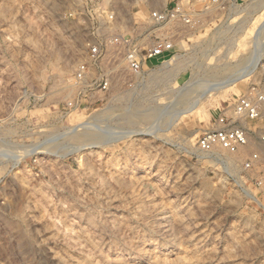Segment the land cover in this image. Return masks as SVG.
I'll use <instances>...</instances> for the list:
<instances>
[{"label":"rangeland","instance_id":"rangeland-1","mask_svg":"<svg viewBox=\"0 0 264 264\" xmlns=\"http://www.w3.org/2000/svg\"><path fill=\"white\" fill-rule=\"evenodd\" d=\"M172 1L0 0V264H264V154L245 172L198 147L247 89L254 33L264 54V0L181 25L175 60L133 71L122 27Z\"/></svg>","mask_w":264,"mask_h":264},{"label":"built area","instance_id":"built-area-1","mask_svg":"<svg viewBox=\"0 0 264 264\" xmlns=\"http://www.w3.org/2000/svg\"><path fill=\"white\" fill-rule=\"evenodd\" d=\"M201 4V15L195 9V2ZM247 1V0H245ZM253 3V1H252ZM242 0H173L171 5L153 7L134 25L136 35L122 27L119 41L124 46V58L130 69L140 72L154 62V67L163 65L176 58L178 53L179 28L181 25L194 27L200 24L201 16L224 12L229 18L238 12ZM113 19V16H110ZM236 16H234L235 19ZM222 22L223 26L233 27ZM231 22V21H228ZM224 31V30H223ZM251 48L248 55L235 70L244 80H248L247 89L229 106L221 109L212 126L199 137L198 147L203 154L226 163L224 155H247L243 161V171L249 172L256 168L264 154V54L260 51V39L256 33L250 36ZM188 40H191L188 38ZM224 38L221 42L231 41ZM101 47L92 48V57L98 61ZM85 66L81 67V74ZM109 72V71H108ZM99 85L110 88L109 73ZM79 73V74H80ZM262 79L257 82L256 75ZM264 197V177L254 181Z\"/></svg>","mask_w":264,"mask_h":264},{"label":"bare ground","instance_id":"bare-ground-1","mask_svg":"<svg viewBox=\"0 0 264 264\" xmlns=\"http://www.w3.org/2000/svg\"><path fill=\"white\" fill-rule=\"evenodd\" d=\"M175 60V59H174ZM178 60H179V58H178ZM177 63V62H176ZM175 64V63H174ZM175 67V66H174ZM161 70V69H160ZM230 80V79H229ZM224 80V81H207L206 83H209L208 84V88L209 89H218V88H221V87H224V86H228V85H230V84H232L233 82H235V80L233 79L232 81L230 80ZM195 81V80H194ZM200 81L201 80H199V79H197L196 81H195V83H200ZM184 111V110H183ZM180 113V112H179ZM116 130V129H115Z\"/></svg>","mask_w":264,"mask_h":264}]
</instances>
